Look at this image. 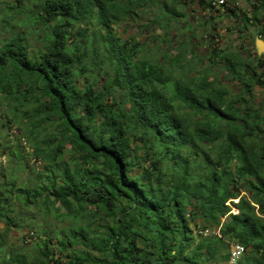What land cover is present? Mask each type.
<instances>
[{"label":"trees","instance_id":"1","mask_svg":"<svg viewBox=\"0 0 264 264\" xmlns=\"http://www.w3.org/2000/svg\"><path fill=\"white\" fill-rule=\"evenodd\" d=\"M173 1L0 0V264H264V54L118 33Z\"/></svg>","mask_w":264,"mask_h":264},{"label":"rangeland","instance_id":"2","mask_svg":"<svg viewBox=\"0 0 264 264\" xmlns=\"http://www.w3.org/2000/svg\"><path fill=\"white\" fill-rule=\"evenodd\" d=\"M166 1L169 6L174 2L173 0ZM217 1L214 0L215 5L212 8L201 10L198 0H186L185 4L181 0V3L176 6L185 15L181 16L177 22L169 20L170 25L165 28L158 25L156 21L151 23L155 15H151L152 12L149 9L140 8L138 11L141 17L138 24L133 27L123 24L119 28L118 33L123 39L135 37L138 42L144 45L145 50L151 52L160 49L161 51H166L170 57L177 54L181 44L185 45L186 60L184 63L188 66L187 61L195 62L193 73L199 72L205 66L208 67V56L212 47L240 51L245 57L251 58H255L261 53L264 54V50L260 52L256 44L258 40L256 35L260 25L249 23L246 28L240 17L224 16V12L222 13L220 9L228 10L222 8L221 4H217ZM257 1L259 2V0H236L234 5L238 7V13L249 12L248 16H251L253 6ZM164 38H166L167 43ZM260 57L264 58V56ZM221 70L217 69L215 71L218 73ZM218 77L228 84L232 91L237 90L234 87V81L224 78L225 76L220 73H218ZM256 90L258 92L256 102L260 104L264 102V90L259 88H256ZM13 132L16 131L13 130ZM0 160L5 162L6 157L1 156ZM232 210L235 211V208H232ZM232 245L234 244H230V249ZM222 264L239 263L237 261H234V263L229 261Z\"/></svg>","mask_w":264,"mask_h":264},{"label":"built area","instance_id":"3","mask_svg":"<svg viewBox=\"0 0 264 264\" xmlns=\"http://www.w3.org/2000/svg\"><path fill=\"white\" fill-rule=\"evenodd\" d=\"M225 2V0H218L217 4H224ZM257 37L259 40H262L264 42V30L258 31ZM244 252L245 247L242 244L236 243L232 245V248L230 249L229 261L234 263V261H237Z\"/></svg>","mask_w":264,"mask_h":264},{"label":"water","instance_id":"4","mask_svg":"<svg viewBox=\"0 0 264 264\" xmlns=\"http://www.w3.org/2000/svg\"><path fill=\"white\" fill-rule=\"evenodd\" d=\"M256 44H257V48L258 50L261 52L262 50H264V42L262 40H257L256 41Z\"/></svg>","mask_w":264,"mask_h":264},{"label":"crops","instance_id":"5","mask_svg":"<svg viewBox=\"0 0 264 264\" xmlns=\"http://www.w3.org/2000/svg\"><path fill=\"white\" fill-rule=\"evenodd\" d=\"M221 11H222V13L224 12V16L226 15V16H228V13L227 12H225V10H223V9H220ZM236 12L238 13V9L236 10ZM245 13V12H244ZM241 14V13H240ZM247 16H248V14H249V12L248 13H245ZM230 17H232V16H230ZM257 36V35H256Z\"/></svg>","mask_w":264,"mask_h":264}]
</instances>
